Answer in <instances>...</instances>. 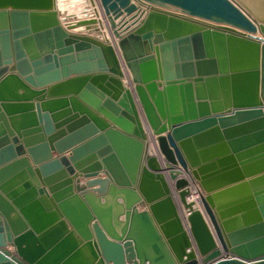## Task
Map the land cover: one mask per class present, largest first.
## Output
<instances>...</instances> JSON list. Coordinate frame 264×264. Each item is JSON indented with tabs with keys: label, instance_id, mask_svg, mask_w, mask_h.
Segmentation results:
<instances>
[{
	"label": "water",
	"instance_id": "obj_1",
	"mask_svg": "<svg viewBox=\"0 0 264 264\" xmlns=\"http://www.w3.org/2000/svg\"><path fill=\"white\" fill-rule=\"evenodd\" d=\"M0 264H264V0H0Z\"/></svg>",
	"mask_w": 264,
	"mask_h": 264
},
{
	"label": "bare ground",
	"instance_id": "obj_2",
	"mask_svg": "<svg viewBox=\"0 0 264 264\" xmlns=\"http://www.w3.org/2000/svg\"><path fill=\"white\" fill-rule=\"evenodd\" d=\"M96 2H97V0H95ZM97 9H98V14H99V16H98V19L100 20V21H102L103 23H104V20H103V17H102V13H101V11H100V9H99V7L97 6L96 7ZM144 10V12H146V9L144 8L143 9ZM104 32H105V34H107L108 35V33H109V30H107V28H105V30H104ZM109 36V35H108ZM110 38V37H109ZM126 74V78L127 79H130V74L127 72V73H125ZM155 139V140H154ZM154 141H155V143H156V137H154ZM154 145H156V144H151V147H155L156 148V150H157V146H154ZM151 152H153L152 150H151ZM181 171V170H180ZM182 172V174L183 175H185V176H187V177H189L188 175H186L183 171H181ZM189 179H190V177H189ZM191 180V179H190ZM193 194H192V198L193 199H196L198 196H199V191L196 189V188H194V190H193Z\"/></svg>",
	"mask_w": 264,
	"mask_h": 264
},
{
	"label": "built area",
	"instance_id": "obj_3",
	"mask_svg": "<svg viewBox=\"0 0 264 264\" xmlns=\"http://www.w3.org/2000/svg\"><path fill=\"white\" fill-rule=\"evenodd\" d=\"M152 149H154V148L152 147ZM184 177L187 178V180H189V182H190V186H189L190 195L188 197V201L194 202L196 204V206H198L200 208V191H199L198 185L195 182L191 181L189 179V177H187V176H184ZM194 188H196L199 191V196L196 199L192 198V194L194 193L193 192Z\"/></svg>",
	"mask_w": 264,
	"mask_h": 264
},
{
	"label": "crops",
	"instance_id": "obj_4",
	"mask_svg": "<svg viewBox=\"0 0 264 264\" xmlns=\"http://www.w3.org/2000/svg\"><path fill=\"white\" fill-rule=\"evenodd\" d=\"M70 32H73V31H70Z\"/></svg>",
	"mask_w": 264,
	"mask_h": 264
}]
</instances>
